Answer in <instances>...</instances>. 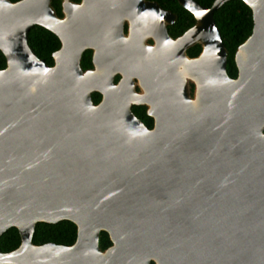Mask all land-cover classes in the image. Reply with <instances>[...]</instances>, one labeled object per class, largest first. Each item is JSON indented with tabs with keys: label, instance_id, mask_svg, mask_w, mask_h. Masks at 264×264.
I'll return each mask as SVG.
<instances>
[{
	"label": "water",
	"instance_id": "water-1",
	"mask_svg": "<svg viewBox=\"0 0 264 264\" xmlns=\"http://www.w3.org/2000/svg\"><path fill=\"white\" fill-rule=\"evenodd\" d=\"M51 1L0 0V235H20L0 264H264V0H242L235 77L213 17L228 0H177L195 23L175 38L155 0H61L60 17ZM35 24L60 41L52 65ZM60 220L73 244L32 242Z\"/></svg>",
	"mask_w": 264,
	"mask_h": 264
},
{
	"label": "trees",
	"instance_id": "trees-1",
	"mask_svg": "<svg viewBox=\"0 0 264 264\" xmlns=\"http://www.w3.org/2000/svg\"><path fill=\"white\" fill-rule=\"evenodd\" d=\"M15 2L17 0H10ZM78 2L79 0H73ZM164 9H168L176 14V20L167 26L168 33L172 37L182 34L185 30L193 26L195 19L193 15L181 6L177 0H155ZM199 4L210 7L214 0H195ZM51 5L60 17L61 0H52ZM214 20L219 28L224 46L227 49V73L231 77L237 75V68L234 62V52L237 46L242 43L251 33L253 27L251 9L242 0H228L213 12ZM28 43L34 53L45 60L48 65L53 64V52L59 49L60 41L58 37L40 25H33L28 32ZM201 51L200 44H195L187 49V55L196 56ZM6 58L0 50V69L5 68ZM80 66L82 69L92 67V50L86 49L81 56ZM118 79L116 76L115 81ZM91 98L94 103H98L101 94L92 92ZM136 116L145 120V108L143 106L132 107ZM144 116V117H143ZM77 235L76 225L69 220H60L56 223L38 222L35 225L32 242L34 244H44L53 242L62 245L74 243ZM99 247L103 250L111 245L109 235L105 231H100L98 239ZM20 244V235L15 227H10L0 235V251L8 252L15 249Z\"/></svg>",
	"mask_w": 264,
	"mask_h": 264
},
{
	"label": "flooded vegetation",
	"instance_id": "flooded-vegetation-1",
	"mask_svg": "<svg viewBox=\"0 0 264 264\" xmlns=\"http://www.w3.org/2000/svg\"><path fill=\"white\" fill-rule=\"evenodd\" d=\"M168 10V9H167ZM175 22V21H174ZM173 22V23H174ZM169 25H171V24H169ZM168 26V25H167ZM127 30V24L125 23V26H124V31H126ZM168 31V30H167ZM170 35V34H169ZM181 35V34H180ZM171 36V35H170ZM179 36V35H178ZM177 37V36H176ZM175 38V37H174ZM148 42L149 43H152V40H148ZM198 55V54H197ZM196 55V56H197ZM194 57V56H193ZM116 76H118V79H119V75H116ZM116 76H115V78H116ZM115 78H114V81H115ZM117 79V80H118ZM116 80V81H117ZM115 81V82H116ZM193 85H191V94H192V90H193ZM136 90H138V87H136ZM135 106H143L144 108H145V114H146V118H145V120H142V118L141 117H138V116H136V114L134 113V115L138 118V119H140L142 122H143V124L146 126V127H148V128H152L153 127V125H154V118L153 117H151V116H149L148 114H147V106L146 105H141V104H133L132 106H131V110H132V107H135ZM144 117V116H143Z\"/></svg>",
	"mask_w": 264,
	"mask_h": 264
}]
</instances>
